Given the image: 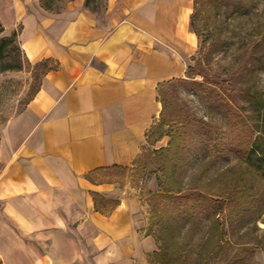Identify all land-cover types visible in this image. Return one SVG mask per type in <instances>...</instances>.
Returning <instances> with one entry per match:
<instances>
[{
    "label": "crops",
    "instance_id": "1",
    "mask_svg": "<svg viewBox=\"0 0 264 264\" xmlns=\"http://www.w3.org/2000/svg\"><path fill=\"white\" fill-rule=\"evenodd\" d=\"M188 5L115 0L105 27L77 1L57 13L15 1L0 15L7 28L22 22L30 60L57 66L4 130L0 264H142L156 249L130 196L101 206L117 188L95 175L141 154L160 85L182 71L171 48H193Z\"/></svg>",
    "mask_w": 264,
    "mask_h": 264
},
{
    "label": "rangeland",
    "instance_id": "2",
    "mask_svg": "<svg viewBox=\"0 0 264 264\" xmlns=\"http://www.w3.org/2000/svg\"><path fill=\"white\" fill-rule=\"evenodd\" d=\"M15 1L47 13L77 1L103 27L115 13V0H0V15ZM235 1L203 4L193 48H171L182 71L160 85L164 112L141 154L95 175L117 188L101 206L130 196L140 234L156 243L142 264H264V171L248 159L264 136V0ZM188 3L192 29L195 0ZM22 28H7L0 16V157L8 121L54 65L26 56Z\"/></svg>",
    "mask_w": 264,
    "mask_h": 264
},
{
    "label": "trees",
    "instance_id": "3",
    "mask_svg": "<svg viewBox=\"0 0 264 264\" xmlns=\"http://www.w3.org/2000/svg\"><path fill=\"white\" fill-rule=\"evenodd\" d=\"M208 1V0H195V10L196 12L194 13V15L192 16V30L194 32H196L197 34H199V28L196 26L195 24V21L198 17V14L197 12L201 9V7L203 6V4ZM243 0H238V1H235L236 3L234 4H238V3H242ZM262 1V0H260ZM236 11L235 12H241L242 9H241V6L239 7H236L235 9ZM203 48V47H202ZM42 61H47V62H51L52 59L50 58H47V59H43ZM57 66L56 65H50L46 71L44 72V74L52 69V68H56ZM160 100L162 101V104H163V110L161 112V115H163V112H164V101L163 99L160 98ZM255 159V166L258 168L259 171L263 172L264 171V136L263 135H259L258 138L255 140V142L253 143V145L251 146L250 148V151H249V155H248V159L251 160V159ZM117 167H121V166H114L113 168H117ZM118 202V201H116Z\"/></svg>",
    "mask_w": 264,
    "mask_h": 264
}]
</instances>
